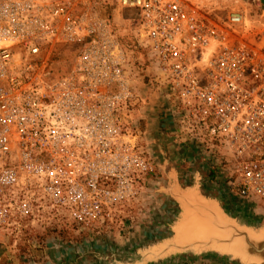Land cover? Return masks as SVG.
I'll list each match as a JSON object with an SVG mask.
<instances>
[{"label":"built area","instance_id":"obj_1","mask_svg":"<svg viewBox=\"0 0 264 264\" xmlns=\"http://www.w3.org/2000/svg\"><path fill=\"white\" fill-rule=\"evenodd\" d=\"M121 10L177 143L264 204V0H0V225L56 218L97 234L150 210Z\"/></svg>","mask_w":264,"mask_h":264},{"label":"rangeland","instance_id":"obj_2","mask_svg":"<svg viewBox=\"0 0 264 264\" xmlns=\"http://www.w3.org/2000/svg\"><path fill=\"white\" fill-rule=\"evenodd\" d=\"M216 13L225 14L221 10ZM131 17L129 11L121 10L118 16H112V20L117 24L123 44L132 50L133 63L141 73L138 83L141 101L135 113V128L155 166L150 180V210L146 212L142 209L135 215L131 230H99L97 234L75 230L73 225L56 218L37 222L29 219L20 225H16L14 219H7V224L0 225V264H118L114 261L126 262L138 249L167 236L168 224L177 214L178 207L171 198L159 194V190L165 189L158 188L165 181L164 171L161 170L165 158V173L169 177L176 173L180 187L196 181L200 192L218 200L227 214L249 225L264 224V204L239 199L230 192L228 196L217 189V176L221 178V174L214 172L204 155L197 154L189 146H180L173 137L167 105L157 93L153 81L143 75L152 72L145 71L151 69V63L145 50L133 39ZM210 169L214 172L213 181L207 175ZM172 183L169 178V184ZM15 226L19 229L14 230ZM188 255L172 256L155 264H237L206 254Z\"/></svg>","mask_w":264,"mask_h":264},{"label":"water","instance_id":"obj_3","mask_svg":"<svg viewBox=\"0 0 264 264\" xmlns=\"http://www.w3.org/2000/svg\"><path fill=\"white\" fill-rule=\"evenodd\" d=\"M192 185L197 188L199 200L191 203L190 200L184 199L185 209L187 208L190 215L188 213L184 219L182 218L179 225L182 230L176 232V236L173 226L178 219L179 221L181 219V207L171 193L160 190L161 194L171 198L178 207L177 214L168 224V235L138 249L128 261L114 262L118 264H147L180 254L199 256L212 253L237 264H264V224L249 225L241 219L227 214L218 200L200 192L199 184L196 181L181 188ZM168 186L169 176L168 182L163 188ZM207 201L211 205L207 203L209 206L206 207L202 202ZM151 249L154 250L148 252Z\"/></svg>","mask_w":264,"mask_h":264},{"label":"bare ground","instance_id":"obj_4","mask_svg":"<svg viewBox=\"0 0 264 264\" xmlns=\"http://www.w3.org/2000/svg\"><path fill=\"white\" fill-rule=\"evenodd\" d=\"M169 178L173 180V183L171 185L169 184V186L165 188L163 191L167 193H171V195H173L176 198L175 200L179 203L182 210L180 221L178 219V221H176V223L173 226V230L175 231V236H176V232L178 233L180 230H182V227L179 226L181 221L185 218V215L187 216L188 213L190 215V212H188L187 208L185 209L186 205L184 204V199H188L190 200L191 203H193L194 201L196 202L197 200H199V196L195 185H192L191 187L179 188V185L176 183L175 180L176 179L175 175L171 174ZM207 203L211 205L208 201L202 202V204L206 207L209 206ZM153 250L154 249H151L148 252H152Z\"/></svg>","mask_w":264,"mask_h":264},{"label":"trees","instance_id":"obj_5","mask_svg":"<svg viewBox=\"0 0 264 264\" xmlns=\"http://www.w3.org/2000/svg\"><path fill=\"white\" fill-rule=\"evenodd\" d=\"M213 173H214V172L212 171V169H210V170L208 171V173H207V175L209 176L210 181H213V179H214V174H213ZM216 188L219 189V190H221L223 193L226 192V193L228 194V196L230 195V193H229V191H228V188H227L223 183H221V182L217 183V187H216ZM185 255H188V254H180V255H177L176 257H185ZM204 255H205V254H204ZM206 255H211V256L218 257L217 255L212 254V253H206ZM176 257H174V258H176ZM188 257H189V255H188ZM169 258H170V257L165 258V259L160 260V261H165V260H167V259H169ZM219 258H220V257H219ZM129 259H131V257H130ZM220 259H222V258H220ZM160 261H158V262H160ZM158 262L147 263V264H155V263H158Z\"/></svg>","mask_w":264,"mask_h":264},{"label":"flooded vegetation","instance_id":"obj_6","mask_svg":"<svg viewBox=\"0 0 264 264\" xmlns=\"http://www.w3.org/2000/svg\"><path fill=\"white\" fill-rule=\"evenodd\" d=\"M166 163H167V159L165 158V161L163 162V164H162V169H161L162 172L164 171V178H165V181H164V184H163V185H160V184H159L158 188H159V187H165L166 184H167V182H168V181H167V179H168V178H167L168 175L165 173L166 170H165V166H164V165H166ZM174 173H175V172H174ZM175 176H176V179H177V182H178V178H177L176 173H175ZM158 190H159V189H158ZM159 194H161V193H160V190H159Z\"/></svg>","mask_w":264,"mask_h":264}]
</instances>
